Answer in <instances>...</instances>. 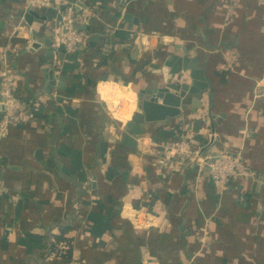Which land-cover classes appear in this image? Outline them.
I'll list each match as a JSON object with an SVG mask.
<instances>
[{
	"label": "crops",
	"instance_id": "crops-1",
	"mask_svg": "<svg viewBox=\"0 0 264 264\" xmlns=\"http://www.w3.org/2000/svg\"><path fill=\"white\" fill-rule=\"evenodd\" d=\"M22 1L0 0V51L16 47V93L33 113L0 141V264H264V99L253 96L264 4L71 0L89 36L66 56L60 14L25 17ZM183 56L203 70L200 106L186 94L178 115L141 123L129 147L136 93L190 83L188 70L171 79L160 70ZM178 139L239 153L254 174L219 193L207 170L173 167L165 146ZM66 227L71 257L50 256V235Z\"/></svg>",
	"mask_w": 264,
	"mask_h": 264
},
{
	"label": "built area",
	"instance_id": "built-area-1",
	"mask_svg": "<svg viewBox=\"0 0 264 264\" xmlns=\"http://www.w3.org/2000/svg\"><path fill=\"white\" fill-rule=\"evenodd\" d=\"M264 4V0H259ZM23 14L29 10L52 8L61 16L62 39L61 47L66 56L74 55L83 50L88 39V32L81 26L88 23V16L79 11L77 4L71 0H23ZM22 14V15H23ZM60 46V45H59ZM16 47L0 51V141L7 135L11 125H22L33 119V113L29 104L20 100L16 93L14 71L11 65L10 55L16 53ZM55 72L60 68L59 61L54 62ZM257 99H264V77L255 81L254 95ZM122 101L117 100L111 108L107 109L109 118L120 114ZM244 135L246 134L245 131ZM166 148L171 149L177 155L173 167L193 165L199 171L207 170L214 189L222 192L229 187L230 183L237 179H246L253 176V172L245 165L239 153L223 151L219 154L203 152L200 147L193 146L186 140L178 139L168 143ZM64 247L60 246L59 251ZM50 256L58 257L50 252ZM188 264H192L191 261Z\"/></svg>",
	"mask_w": 264,
	"mask_h": 264
},
{
	"label": "water",
	"instance_id": "water-1",
	"mask_svg": "<svg viewBox=\"0 0 264 264\" xmlns=\"http://www.w3.org/2000/svg\"><path fill=\"white\" fill-rule=\"evenodd\" d=\"M31 13H33L32 10L27 11L25 17H28ZM134 53H136L135 50L132 56H134ZM138 56H141V53ZM160 70L165 74L166 79H171L182 70H188L191 81L190 83H180L179 88L175 91H171L169 85H162L153 89H141L136 93L138 112L132 115L123 128V141L129 147L134 148L136 146L137 135L143 134V130L140 127L141 123L160 121L167 117L178 115L182 99L186 94L192 96L194 107L200 106L202 91L207 87V83L204 79L203 70L197 67L196 58L187 59L186 56H183L177 58L175 61L167 58ZM159 101L160 103H158ZM2 108L0 104V115Z\"/></svg>",
	"mask_w": 264,
	"mask_h": 264
},
{
	"label": "trees",
	"instance_id": "trees-1",
	"mask_svg": "<svg viewBox=\"0 0 264 264\" xmlns=\"http://www.w3.org/2000/svg\"><path fill=\"white\" fill-rule=\"evenodd\" d=\"M20 98V97H19ZM20 100L24 101L22 98ZM69 230L68 227L62 228L58 234L50 235V246L48 247L49 252H54L60 258H70L72 254V241L71 236H67L66 232ZM60 246L64 247L62 251H59Z\"/></svg>",
	"mask_w": 264,
	"mask_h": 264
}]
</instances>
